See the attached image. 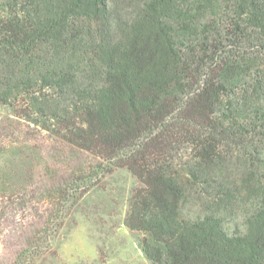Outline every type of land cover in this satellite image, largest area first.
Segmentation results:
<instances>
[{
	"label": "trees",
	"instance_id": "16d2710c",
	"mask_svg": "<svg viewBox=\"0 0 264 264\" xmlns=\"http://www.w3.org/2000/svg\"><path fill=\"white\" fill-rule=\"evenodd\" d=\"M0 103L136 178L151 264H264V0H0Z\"/></svg>",
	"mask_w": 264,
	"mask_h": 264
},
{
	"label": "rangeland",
	"instance_id": "374dc122",
	"mask_svg": "<svg viewBox=\"0 0 264 264\" xmlns=\"http://www.w3.org/2000/svg\"><path fill=\"white\" fill-rule=\"evenodd\" d=\"M11 109L0 103V264H151L124 222L136 178ZM236 161L226 166L229 231L244 230L249 199ZM197 210L189 201L184 211Z\"/></svg>",
	"mask_w": 264,
	"mask_h": 264
}]
</instances>
